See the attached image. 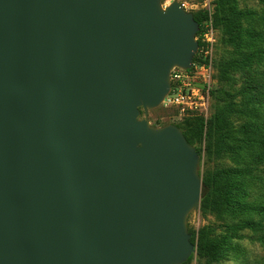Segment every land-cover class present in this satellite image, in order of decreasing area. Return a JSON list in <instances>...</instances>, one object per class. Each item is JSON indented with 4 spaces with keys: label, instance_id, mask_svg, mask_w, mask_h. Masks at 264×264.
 <instances>
[{
    "label": "water",
    "instance_id": "1",
    "mask_svg": "<svg viewBox=\"0 0 264 264\" xmlns=\"http://www.w3.org/2000/svg\"><path fill=\"white\" fill-rule=\"evenodd\" d=\"M165 1L0 0V264L196 253L200 155L147 119L199 49L194 14Z\"/></svg>",
    "mask_w": 264,
    "mask_h": 264
},
{
    "label": "trees",
    "instance_id": "2",
    "mask_svg": "<svg viewBox=\"0 0 264 264\" xmlns=\"http://www.w3.org/2000/svg\"><path fill=\"white\" fill-rule=\"evenodd\" d=\"M264 3V0H262ZM215 26L222 31V45L224 51L218 64V78L222 84H231L233 73L238 71H250L254 65L264 64V30L245 28L246 23L259 21L264 27V13L258 15L253 11H243L238 7L237 0H219ZM196 22L203 29L207 21V15L203 12L194 13ZM201 45V44H200ZM197 59V58H196ZM195 59V61H196ZM245 103L236 108L234 102H230L218 110L214 118L206 123L204 118L186 120L178 125L188 143L196 148L199 155L202 150L197 148L206 137L208 157L220 159L232 149L236 141L237 130L232 121L233 117L243 116L248 118V123L243 129L248 135L253 134V139L264 148V122L260 119L251 123V118L259 112L257 107H262L264 102V83L262 80L250 79L242 90ZM234 97L231 96V100ZM243 118V119H244ZM256 118V117H255ZM257 119V118H256ZM247 120V119H246ZM263 135V136H262ZM251 169H215L208 170L202 179V196L200 210L204 214L223 217L227 213L237 217L256 213L264 215L263 207H252L239 202L242 194V185L245 178L250 177ZM241 228L252 230L261 229L258 223L247 222ZM192 243L197 245L198 256L207 264H215L223 258V244L211 238V232L205 228L197 233L190 231ZM198 236V239H197ZM192 257L185 264H190Z\"/></svg>",
    "mask_w": 264,
    "mask_h": 264
},
{
    "label": "rangeland",
    "instance_id": "3",
    "mask_svg": "<svg viewBox=\"0 0 264 264\" xmlns=\"http://www.w3.org/2000/svg\"><path fill=\"white\" fill-rule=\"evenodd\" d=\"M174 2L199 4L202 0H166L164 6L168 7ZM219 0H215L213 6V19L217 14ZM238 7L243 11H253L258 15L264 13V3L262 0H237ZM195 13V12H192ZM255 23H246L245 28H255L263 31L264 27ZM220 42L216 53V62L213 73V93H212V113L210 121L216 115L217 111L225 107L230 102L236 104V108H240L245 103L242 96V90L247 81L250 79L262 80L264 83V64L254 65L250 71H238L233 73V81L231 84H222L218 78V64L221 60L224 47L222 45V31L217 28ZM201 84L202 79L197 80ZM231 96L234 97L231 100ZM264 102V96L262 97ZM259 112L251 118V123L259 121L264 122V104L257 107ZM204 118L198 112H189L180 116L174 108H167L162 104L159 108L149 111L147 119L152 127L162 128L168 125H182L186 120ZM257 119H256V118ZM142 119H145V113L142 112ZM243 116L233 117L232 121L237 130L236 141L232 144L230 152L224 154L220 159L209 158L207 153L206 137L202 144H198L197 148L202 150L200 155L199 173L203 179L208 170L215 169H251V175L245 178L241 187L242 194L239 196V202L252 207L264 208V148L261 144L253 139V134L248 135L243 129L248 118ZM247 119V120H246ZM206 121V119H204ZM207 123V122H206ZM264 135V134H263ZM262 135V136H263ZM258 223L261 229L252 230L249 228H241L247 222ZM188 231L199 232L208 228L211 232V238L216 242L223 244V258L215 264H264V215L249 213L246 215H238L237 217L227 213L223 217H217L211 214H204L200 208L190 213L187 219ZM198 239V236H197ZM192 256L190 264H207L204 260H200L198 249Z\"/></svg>",
    "mask_w": 264,
    "mask_h": 264
},
{
    "label": "built area",
    "instance_id": "4",
    "mask_svg": "<svg viewBox=\"0 0 264 264\" xmlns=\"http://www.w3.org/2000/svg\"><path fill=\"white\" fill-rule=\"evenodd\" d=\"M214 1L202 0L199 4L182 3L187 12H203L208 19L204 23L203 29L200 28L196 38L199 49L192 68L189 70H173L171 90L163 102L167 108L176 109L180 116L189 112H198L206 119V122H208L212 113L213 73L220 42L213 19L212 4ZM200 79H202L201 84L197 82Z\"/></svg>",
    "mask_w": 264,
    "mask_h": 264
}]
</instances>
